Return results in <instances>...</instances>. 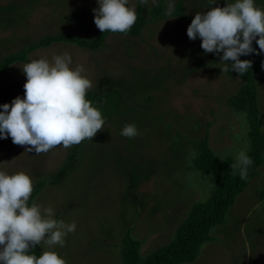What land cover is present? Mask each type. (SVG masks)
Wrapping results in <instances>:
<instances>
[{
    "label": "rangeland",
    "instance_id": "374dc122",
    "mask_svg": "<svg viewBox=\"0 0 264 264\" xmlns=\"http://www.w3.org/2000/svg\"><path fill=\"white\" fill-rule=\"evenodd\" d=\"M234 2L148 0L145 5L129 0L134 10L144 6L146 23L138 36L111 33L96 50L55 42L0 74V105H11L17 96L24 98L26 63L51 62L66 52L70 67L82 65L92 81L86 99L105 120L92 141L39 155L25 152L28 146L14 144L10 135L0 138V171L24 172L33 187L43 180L31 205H51L53 219L76 224L63 246L49 249L42 243V252L56 251L66 264H121L120 248L130 231L146 256L169 243L192 204L213 192L212 176L193 167L190 142L208 134L214 153L234 163L240 151L248 153L247 113L228 103L241 85L239 74L221 72L222 52L205 53L199 37L187 36L197 12ZM254 3L264 9V0ZM98 6V0H0V60L49 34L93 39L100 32L93 11ZM157 6L161 16L150 21ZM255 83L264 132L262 65ZM126 124H134L139 135L122 136ZM257 170L225 222L212 229L213 239L202 245L195 261L184 264H264V151Z\"/></svg>",
    "mask_w": 264,
    "mask_h": 264
},
{
    "label": "clouds",
    "instance_id": "9594fccd",
    "mask_svg": "<svg viewBox=\"0 0 264 264\" xmlns=\"http://www.w3.org/2000/svg\"><path fill=\"white\" fill-rule=\"evenodd\" d=\"M213 4L215 0H212ZM129 0H98L93 9L94 23L102 32L127 33L137 20ZM147 4L148 0H141ZM168 15L171 17V6ZM190 40L201 39L205 53L217 55L225 62L221 72L236 71L243 76L252 67L251 60L241 55L264 53V9L254 0H235L225 6L211 7L197 12L187 27ZM258 38V39H257ZM253 40L259 52L252 46ZM230 63L231 67H228ZM68 53L33 59L23 66L26 74L24 98L17 96L11 105H0V138L11 136L16 145L28 146L25 152L36 155L47 153L54 147L70 148L84 140H91L104 129L105 120L86 94L92 88L82 65L70 67ZM264 67V62H262ZM121 135L132 138L139 135L134 124H126ZM253 160L240 151L233 169L246 180ZM33 182L24 172L6 174L0 171V264H66L56 251L44 250L38 257L30 249L46 244L49 249L63 246L68 233L75 232L76 224H65L53 219V207H42L28 201Z\"/></svg>",
    "mask_w": 264,
    "mask_h": 264
},
{
    "label": "trees",
    "instance_id": "16d2710c",
    "mask_svg": "<svg viewBox=\"0 0 264 264\" xmlns=\"http://www.w3.org/2000/svg\"><path fill=\"white\" fill-rule=\"evenodd\" d=\"M161 7V6H160ZM162 8L155 7L150 16V21L161 16ZM137 20L127 33H119L127 36H138L146 23L143 17L144 6L138 5L135 9ZM113 32L101 31L93 38L86 39L79 35L70 33H60L57 35H46L38 41L28 44L15 53H9L0 60V74L10 71L16 62L28 61L31 52L41 47H48L55 42L76 44L88 50H96L104 45L106 37ZM258 39V38H257ZM252 46L259 52L256 41ZM241 60L252 61V67L243 76L239 75L241 85L238 91L229 99L228 103L234 110H242L247 113L250 125V149L247 153L253 160L248 168V176L243 180L239 176V171L234 172L231 165L234 163L231 157L219 158L211 149L208 141V134L203 139L190 142L195 156L192 160L193 167L203 173L212 176L214 189L209 198L202 202L192 204L189 213L178 226L174 238L167 244L158 247L146 256L140 253L141 241L131 236L127 231L123 237L120 248L121 264H184L195 261L201 251L202 245L206 241L213 239L212 229L223 224L226 220L228 210L235 203L237 196L243 192L249 182L258 173V168L263 162L264 132L260 127L258 90L255 83L256 73L264 62V53L259 55L252 53L241 55ZM231 62L228 67L230 68ZM231 74H238L236 71H229ZM44 181H38L33 187L28 204L31 205L33 198L43 188ZM42 253L40 245L30 249L29 254L37 257Z\"/></svg>",
    "mask_w": 264,
    "mask_h": 264
}]
</instances>
